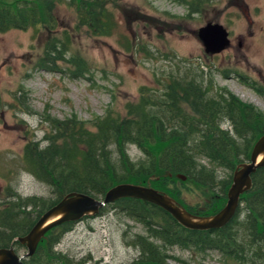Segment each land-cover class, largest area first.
Returning <instances> with one entry per match:
<instances>
[{
    "label": "rangeland",
    "instance_id": "rangeland-1",
    "mask_svg": "<svg viewBox=\"0 0 264 264\" xmlns=\"http://www.w3.org/2000/svg\"><path fill=\"white\" fill-rule=\"evenodd\" d=\"M190 1L108 0L110 32L94 34L81 26L75 7L64 0L55 4L52 32L43 26L0 32V208L12 199L11 192L56 198L29 172L24 157L28 142L46 146L57 133L52 118L76 116L93 128L95 118L109 109L126 114L127 102L139 100L142 86L161 91L158 79L166 83L172 75L197 73L211 84L212 95L226 90L264 112V0H206L199 11H190ZM209 21L230 32L231 45L220 53H207L197 34ZM55 38L68 43L65 58L85 60L89 69L84 76L74 77L76 68L67 60L60 61L57 72L38 65L48 41ZM221 127L233 131L230 121ZM128 152L133 160L143 157L136 145ZM232 173L217 169L219 185L213 194L186 179L170 189L195 210L222 194L221 184ZM140 233H146L141 222L111 207L75 221L55 248L88 264H129L140 255L132 243ZM168 253L171 264H235L213 250L173 246Z\"/></svg>",
    "mask_w": 264,
    "mask_h": 264
},
{
    "label": "trees",
    "instance_id": "trees-1",
    "mask_svg": "<svg viewBox=\"0 0 264 264\" xmlns=\"http://www.w3.org/2000/svg\"><path fill=\"white\" fill-rule=\"evenodd\" d=\"M58 1L64 0H0V32L32 26L52 32L57 24L54 8ZM107 1L66 0L75 7L81 26L94 34L110 32L112 12L106 7ZM204 1L191 0L190 11H199ZM68 51L65 40L48 41L38 65L57 72L60 61L67 60L76 68L71 71L74 77L84 76L87 63L81 57L65 58ZM158 85L161 91L142 86L139 100L127 102L126 114L109 109L95 118L93 128L76 116L52 118L57 133L49 144L30 141L25 145L27 169L47 184L56 198H24L11 192L12 199L0 208V247H25L17 237L27 233L42 212L72 190L100 198L117 183L134 182L162 190L183 204L170 189L181 179L178 174H183L213 194L219 185L217 169L233 172L249 158L254 143L264 134L262 110L226 90L212 95L211 84L206 85L197 73L172 75L166 83L158 79ZM183 101L191 104L190 111L180 104ZM223 121H230L233 131L223 129ZM132 144L143 157L131 158L128 147ZM205 159L207 163L202 161ZM231 182L232 175L222 182V194L213 196L206 207L189 210L202 215L218 212L226 204ZM242 202L244 207L239 206L231 222L212 230L185 228L164 209L138 198H121L100 212L118 208L144 225L146 233L136 234L132 240L140 255L129 264H171L168 251L173 246L218 251L235 264H264V167L253 174V187L242 195ZM74 222L49 230L24 264H88L85 258L75 260L55 248Z\"/></svg>",
    "mask_w": 264,
    "mask_h": 264
},
{
    "label": "water",
    "instance_id": "water-1",
    "mask_svg": "<svg viewBox=\"0 0 264 264\" xmlns=\"http://www.w3.org/2000/svg\"><path fill=\"white\" fill-rule=\"evenodd\" d=\"M197 34L207 53H220L231 45L229 30L219 22H207L198 29ZM260 167H264V134L254 143L249 158L235 167L232 183L227 191L226 204L210 215L193 213L170 194L140 183H117L111 186L102 198L82 191H69L57 203L42 212L27 233L17 237L16 240L26 247V251L20 252L14 244L0 247V264H24L26 259L36 253L41 240L52 228L65 222L78 221L85 216H95L108 204L126 197L138 198L159 206L188 229L223 228L236 216L242 195L252 189L253 174ZM178 177L183 180L187 178L183 174H178Z\"/></svg>",
    "mask_w": 264,
    "mask_h": 264
},
{
    "label": "flooded vegetation",
    "instance_id": "flooded-vegetation-1",
    "mask_svg": "<svg viewBox=\"0 0 264 264\" xmlns=\"http://www.w3.org/2000/svg\"><path fill=\"white\" fill-rule=\"evenodd\" d=\"M180 104L185 107L186 111H190L189 108L191 104L189 102L183 101V102H180Z\"/></svg>",
    "mask_w": 264,
    "mask_h": 264
}]
</instances>
